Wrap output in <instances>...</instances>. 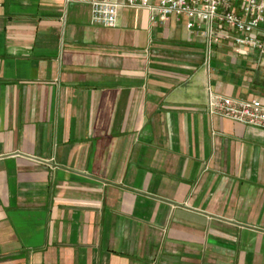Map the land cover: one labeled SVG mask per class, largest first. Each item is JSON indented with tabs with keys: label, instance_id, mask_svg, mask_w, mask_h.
<instances>
[{
	"label": "crops",
	"instance_id": "crops-1",
	"mask_svg": "<svg viewBox=\"0 0 264 264\" xmlns=\"http://www.w3.org/2000/svg\"><path fill=\"white\" fill-rule=\"evenodd\" d=\"M89 14L0 0V264H264V130L204 110L264 105V60Z\"/></svg>",
	"mask_w": 264,
	"mask_h": 264
},
{
	"label": "built area",
	"instance_id": "built-area-1",
	"mask_svg": "<svg viewBox=\"0 0 264 264\" xmlns=\"http://www.w3.org/2000/svg\"><path fill=\"white\" fill-rule=\"evenodd\" d=\"M88 3L89 22L105 28L116 26L120 8L147 11L150 23L167 18L184 19L185 29L201 40L203 66L212 52L229 47L235 57L264 60V0H66ZM207 115L264 130V105L257 99L226 97L205 88Z\"/></svg>",
	"mask_w": 264,
	"mask_h": 264
}]
</instances>
